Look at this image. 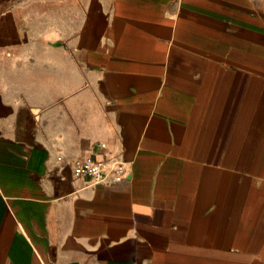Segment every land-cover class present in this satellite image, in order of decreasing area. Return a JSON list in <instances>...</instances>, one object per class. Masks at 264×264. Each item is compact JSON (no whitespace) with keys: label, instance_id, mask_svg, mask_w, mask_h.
<instances>
[{"label":"crops","instance_id":"1","mask_svg":"<svg viewBox=\"0 0 264 264\" xmlns=\"http://www.w3.org/2000/svg\"><path fill=\"white\" fill-rule=\"evenodd\" d=\"M0 264H264V0H0Z\"/></svg>","mask_w":264,"mask_h":264},{"label":"built area","instance_id":"2","mask_svg":"<svg viewBox=\"0 0 264 264\" xmlns=\"http://www.w3.org/2000/svg\"><path fill=\"white\" fill-rule=\"evenodd\" d=\"M107 170L106 164L100 161H76L72 166L74 177L87 179L93 186L116 184L121 181L122 170L118 166L110 170L111 177H107Z\"/></svg>","mask_w":264,"mask_h":264}]
</instances>
